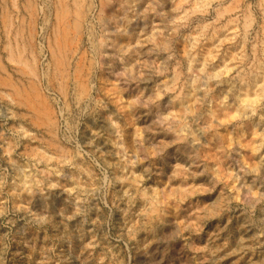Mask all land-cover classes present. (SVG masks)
<instances>
[{
    "label": "rangeland",
    "instance_id": "rangeland-1",
    "mask_svg": "<svg viewBox=\"0 0 264 264\" xmlns=\"http://www.w3.org/2000/svg\"><path fill=\"white\" fill-rule=\"evenodd\" d=\"M263 191L264 0H0V264H264Z\"/></svg>",
    "mask_w": 264,
    "mask_h": 264
},
{
    "label": "bare ground",
    "instance_id": "bare-ground-1",
    "mask_svg": "<svg viewBox=\"0 0 264 264\" xmlns=\"http://www.w3.org/2000/svg\"><path fill=\"white\" fill-rule=\"evenodd\" d=\"M77 6H78V4H77ZM78 8V7H77ZM80 8H82V7H80ZM70 14V13H69ZM62 15V14H61ZM67 17V16H66ZM22 51V50H21ZM20 52V51H19ZM22 60V59H21ZM29 90L27 89L26 90V92L25 93H21L20 91H18V93L19 94H23L24 96H25V99H28V98H30L31 97V94H30V92H28ZM33 101V100H32ZM39 102H41V101H39ZM44 102V101H43ZM42 103V102H41ZM40 103V104H41ZM32 104H33V102L31 103V104H29V105H31V107L33 108V110H34V112H35V114L37 115V113H40L41 115L43 114V110H45L46 108V106L48 105V103H47V105L45 106V107H41L42 105H39L38 106V104H34L35 105V107L36 108H34L33 106H32ZM50 110V109H49ZM45 115H47L46 113H44ZM45 119V118H44ZM39 120H40V118H39ZM43 120V119H42ZM264 192V191H263ZM263 217V216H262ZM263 224V223H262ZM264 225V224H263ZM256 232V231H255ZM254 233V232H253ZM263 233V232H262ZM257 234V233H256ZM256 236V235H255ZM263 236V235H262ZM258 237V236H257ZM260 237V236H259ZM263 238V237H262ZM256 239V238H255ZM258 239V238H257ZM260 239V238H259ZM262 240V239H261ZM264 240V239H263ZM229 256H230V254H229Z\"/></svg>",
    "mask_w": 264,
    "mask_h": 264
}]
</instances>
